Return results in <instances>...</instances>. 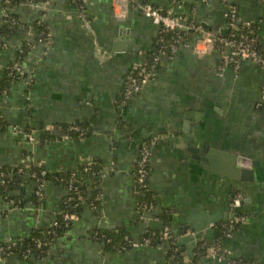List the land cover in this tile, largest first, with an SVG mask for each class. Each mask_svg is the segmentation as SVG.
<instances>
[{
  "label": "crops",
  "instance_id": "crops-1",
  "mask_svg": "<svg viewBox=\"0 0 264 264\" xmlns=\"http://www.w3.org/2000/svg\"><path fill=\"white\" fill-rule=\"evenodd\" d=\"M143 1L183 12L213 35L228 31L221 0H0V26L7 13L22 24L0 34V84L6 66L20 70L0 93V115L8 123L0 128V169L11 177L27 158L29 168L52 174L42 179L40 199L28 169L19 173L18 188L5 194L0 186V246L47 232L68 193L57 173L101 165L91 177L76 170L85 186L82 209L43 256L11 252L0 264H179L167 242L139 243L163 229L183 258L199 240L219 238L227 258L264 264V67L245 59L220 73L219 50L191 34L189 46L161 56L153 76L122 104L125 77L150 61L159 29L139 10ZM228 1L264 42V0ZM71 123L85 134L61 130ZM143 144L150 147L151 208L145 212L133 176ZM227 153L236 159L230 162ZM97 187L99 203L91 208ZM236 193L242 199L235 207ZM231 219L239 220L224 238L220 226ZM96 229L128 234L135 245L109 249L94 237Z\"/></svg>",
  "mask_w": 264,
  "mask_h": 264
},
{
  "label": "built area",
  "instance_id": "built-area-1",
  "mask_svg": "<svg viewBox=\"0 0 264 264\" xmlns=\"http://www.w3.org/2000/svg\"><path fill=\"white\" fill-rule=\"evenodd\" d=\"M8 1V0H6ZM48 3L50 0H34ZM133 1V0H127ZM203 1V0H202ZM226 7L227 20H228V31L225 36L220 34L213 35L211 32L206 30L202 25L192 20L183 12H173L171 8L159 9L147 2H142L138 4V8L141 13L145 16L152 18L158 24L157 32V43L159 48L157 51L150 54V61L141 62L137 64L129 74L125 77L121 103L125 104L127 100L138 93L142 87L148 82V80L153 76L155 72V66L159 62L161 56H173V54L181 49L189 46L190 35L199 34L202 35L201 41H206L209 45H212L214 48L218 49L222 59L221 64L218 67V71L221 73L225 66L231 65L233 69H237L241 60H252L257 63L259 66L264 67V42L259 39L257 33L252 27V24L248 20H241L237 14L236 7L230 3L228 0H221ZM82 2V0H79ZM172 4H178L179 0H171ZM20 70L16 64H13L11 69V75L14 77L15 73L19 75ZM16 78H18L16 76ZM6 92V90H3ZM71 130H78V126L71 125L69 127ZM25 136L31 140L33 139L32 131L25 132ZM149 157H150V147L148 144H143L140 147L138 157L135 162L134 167V180L135 185L138 188V193L143 194L144 189H147V178L149 174ZM27 158L25 159L23 167L17 169V173L24 172V169H30L29 164L27 163ZM48 173L45 168H39V170L29 171L32 179L37 183V188L35 190V196L37 199L42 197V179ZM9 173L5 170L0 169V181L4 182V178H7ZM67 190L74 191L78 193V188L72 187V185L67 186ZM96 199H99L97 194L94 198H91L88 203L91 208H96ZM242 195L236 193L233 198V206H238L241 202ZM67 200H72V196L69 195ZM81 201H77L74 206ZM141 209L145 212L151 208V204L147 202H140ZM78 217L77 212H61V219L64 226H68L69 223ZM239 220V219H238ZM238 220H229L221 228L222 236L230 237L232 230L234 228L235 221ZM52 225H57L56 219L53 220ZM192 233V232H191ZM193 234V233H192ZM160 241L167 242L172 248L173 251H176V238L171 233H163L159 237ZM124 241L128 245V248L135 245L134 240L125 236ZM220 239L217 238L214 242H207L205 240H199L200 246H205L208 244V248L204 254L199 255L198 259L201 263L205 262L207 259L217 258L220 261H225L226 264H249L245 260L240 258H227L225 253L220 250L219 247ZM140 245L151 246L152 239L147 236L139 240ZM38 245L41 244L39 241ZM8 249V248H7ZM3 252H6L5 255L11 253V251L3 250V247L0 246V257ZM194 254L187 256L183 259V264H195L198 262L193 260ZM23 257H27V253L23 254ZM180 264V263H179Z\"/></svg>",
  "mask_w": 264,
  "mask_h": 264
},
{
  "label": "trees",
  "instance_id": "trees-1",
  "mask_svg": "<svg viewBox=\"0 0 264 264\" xmlns=\"http://www.w3.org/2000/svg\"><path fill=\"white\" fill-rule=\"evenodd\" d=\"M16 0H9L10 2H15ZM18 1V0H17ZM79 2V0H77ZM140 10V9H139ZM18 26H22V24L19 23V21L17 20V18L12 15L11 13H7L2 20V24L0 26V34L1 35H9L11 34L13 31L16 30V28H18ZM36 29L37 31H41L43 28L40 25L36 24ZM44 31V30H43ZM227 34V33H226ZM222 36H225V34H220ZM1 40H0V45H1ZM159 48V44L157 43V36L155 38L154 41V47L152 52L157 51V49ZM13 64L6 66L5 68V76H4V80L1 81L0 84V93L1 90H6L8 88V81L11 80L13 81L14 79H16V76H12L11 75V69H12ZM8 74L10 75H7ZM13 77V78H11ZM9 79V80H8ZM8 123L3 119V117L0 115V128H5L6 125ZM71 125H76L78 126V130H71L69 127ZM61 130L62 131H66L67 134L72 135V136H77V137H82L85 134V130L83 129V127L81 125H79L78 123H71V124H67L65 126H61ZM48 137V136H47ZM42 139V138H41ZM101 165H99V163L97 162H92L86 165L81 166L79 169H76L77 171L79 170L80 172L82 171V173L87 176V177H91V174H99L100 173V168ZM18 169V167H16ZM15 168H12L11 170H14V174L11 177H7L4 178V182L0 181V186L3 190V193L8 194V191L18 188V180L19 178H21V174L19 173H15V170H17ZM38 170L37 167L32 166V168H30L29 170ZM76 170H69L66 171L64 173H57L58 175H61L63 178V183L65 186L68 185H72V187H77L78 188V193H75L74 191H69L67 194H65L64 198H62V200L60 201V204L58 206V211L56 212V221H57V225L53 226L51 225L49 227V229L47 230V232L43 233L39 232L38 230L33 232L29 237L24 238L16 243H6L4 245H2L1 247H3V250H9L11 252H17L19 255H22L24 253H27V257H36V256H43L46 253L47 247L48 245H50L51 241L53 238L56 237V235L63 231L66 226H64L62 219H61V212L67 211V212H79L80 209H82V205H83V201H84V192L83 190H85V186L81 185V180L77 177L76 174ZM8 172V171H7ZM60 176V177H61ZM93 177V176H92ZM52 178V174L51 173H47L43 179H46V181L48 179ZM99 193V189L98 187L96 189H94L90 196L92 198H94L97 194ZM71 195L72 196V200H67V196ZM34 197V196H32ZM77 201H81L82 203H78L76 206H74V204ZM97 203H99V199L95 200ZM140 201L141 202H148V190L144 189L142 197L140 196ZM236 224L234 223V226ZM220 228H222V226H220ZM163 233H168V231L164 230L162 232H148L147 234L143 235L142 238L144 237H151L152 239V244L151 246L155 245L156 242L160 241V236H162ZM128 236V234L125 233H121L118 235H113V234H108L106 232H102L98 229L95 230V234L94 237L96 238V240L102 241L104 243V245L109 248V249H118V250H124L128 248V245L126 244V242L124 241V237ZM221 237V235H219ZM130 238V237H129ZM41 242L40 245H38V242ZM8 248V249H7ZM208 248V244H205V246H200V244L198 243L197 246L195 247V252H194V256H193V260H196L198 262H195V264H207L206 262L201 263L200 260L198 259L199 255L204 254V252H206V249ZM173 251V250H172ZM174 253V258L176 260H178L180 262V264H183V257L179 254V251H173ZM6 252H3L1 254V256H5ZM167 253H171V251L167 252Z\"/></svg>",
  "mask_w": 264,
  "mask_h": 264
},
{
  "label": "water",
  "instance_id": "water-1",
  "mask_svg": "<svg viewBox=\"0 0 264 264\" xmlns=\"http://www.w3.org/2000/svg\"><path fill=\"white\" fill-rule=\"evenodd\" d=\"M208 156H209V152H208ZM227 157L230 158V162H233V161L236 159L237 156L234 157L233 154H228V153H227ZM234 158H235V159H234ZM234 216H235V217L237 216L236 213L234 214Z\"/></svg>",
  "mask_w": 264,
  "mask_h": 264
},
{
  "label": "clouds",
  "instance_id": "clouds-1",
  "mask_svg": "<svg viewBox=\"0 0 264 264\" xmlns=\"http://www.w3.org/2000/svg\"><path fill=\"white\" fill-rule=\"evenodd\" d=\"M116 12H117V14H120V6H119V4L116 5Z\"/></svg>",
  "mask_w": 264,
  "mask_h": 264
},
{
  "label": "bare ground",
  "instance_id": "bare-ground-1",
  "mask_svg": "<svg viewBox=\"0 0 264 264\" xmlns=\"http://www.w3.org/2000/svg\"><path fill=\"white\" fill-rule=\"evenodd\" d=\"M176 248H177V245H176ZM177 250V249H176ZM184 259V258H183Z\"/></svg>",
  "mask_w": 264,
  "mask_h": 264
}]
</instances>
